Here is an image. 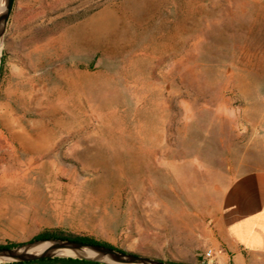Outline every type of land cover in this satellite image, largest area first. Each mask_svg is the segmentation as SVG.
Segmentation results:
<instances>
[{
    "label": "rangeland",
    "instance_id": "obj_1",
    "mask_svg": "<svg viewBox=\"0 0 264 264\" xmlns=\"http://www.w3.org/2000/svg\"><path fill=\"white\" fill-rule=\"evenodd\" d=\"M11 139L0 245L59 233L201 264L219 175L264 168V0H15Z\"/></svg>",
    "mask_w": 264,
    "mask_h": 264
},
{
    "label": "crops",
    "instance_id": "obj_2",
    "mask_svg": "<svg viewBox=\"0 0 264 264\" xmlns=\"http://www.w3.org/2000/svg\"><path fill=\"white\" fill-rule=\"evenodd\" d=\"M206 245L214 264H264V168L218 177V213Z\"/></svg>",
    "mask_w": 264,
    "mask_h": 264
},
{
    "label": "water",
    "instance_id": "obj_3",
    "mask_svg": "<svg viewBox=\"0 0 264 264\" xmlns=\"http://www.w3.org/2000/svg\"><path fill=\"white\" fill-rule=\"evenodd\" d=\"M14 2L15 0H1L0 48ZM56 258H70L99 264H175L101 244L76 242L68 239H39L17 245L14 248H0V264L24 263Z\"/></svg>",
    "mask_w": 264,
    "mask_h": 264
},
{
    "label": "trees",
    "instance_id": "obj_4",
    "mask_svg": "<svg viewBox=\"0 0 264 264\" xmlns=\"http://www.w3.org/2000/svg\"><path fill=\"white\" fill-rule=\"evenodd\" d=\"M50 238L68 239L71 241L84 242V243H90V244H101V245H105V246L114 248L108 244L99 243L97 241H94V240L86 238V237L66 236V235L59 234V233H43V234L35 237L33 240L50 239ZM16 246L17 245H0V248H14ZM115 249H117V248H115ZM14 264H99V263L89 262V261H84V260H77V259H70V258H67V259L56 258V259H43V260H38V261H33V262L14 263Z\"/></svg>",
    "mask_w": 264,
    "mask_h": 264
},
{
    "label": "bare ground",
    "instance_id": "obj_5",
    "mask_svg": "<svg viewBox=\"0 0 264 264\" xmlns=\"http://www.w3.org/2000/svg\"><path fill=\"white\" fill-rule=\"evenodd\" d=\"M0 7H1V0H0ZM1 139H3V138H1ZM14 146H15V141L12 139L9 142L5 141V140H0V154H8L9 152L14 150V148H15ZM23 146H24V144H23ZM21 154H23V153H21Z\"/></svg>",
    "mask_w": 264,
    "mask_h": 264
},
{
    "label": "built area",
    "instance_id": "obj_6",
    "mask_svg": "<svg viewBox=\"0 0 264 264\" xmlns=\"http://www.w3.org/2000/svg\"><path fill=\"white\" fill-rule=\"evenodd\" d=\"M215 252L209 249L203 254L201 264H214Z\"/></svg>",
    "mask_w": 264,
    "mask_h": 264
}]
</instances>
